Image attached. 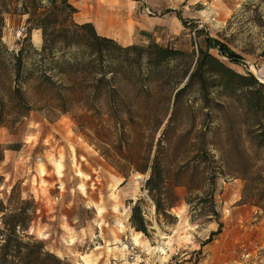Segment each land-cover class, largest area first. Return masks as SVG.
Wrapping results in <instances>:
<instances>
[{"label": "rangeland", "instance_id": "rangeland-1", "mask_svg": "<svg viewBox=\"0 0 264 264\" xmlns=\"http://www.w3.org/2000/svg\"><path fill=\"white\" fill-rule=\"evenodd\" d=\"M134 1V33L146 42L138 45L155 41L191 55L205 46L209 34L243 61L231 63L217 50L213 55L239 74L264 79V0ZM25 20L5 16L3 42L12 51L27 33ZM36 31L33 37L42 39ZM33 46L40 50L42 42ZM230 102L229 123L222 128L221 115L194 104L197 131L207 132L212 159L194 169L189 190L177 189L181 202L172 210L175 225L159 223L153 202L142 191L149 174L124 178L77 131L70 115L33 112L16 129L0 130V144L7 148L0 165L5 179L1 197L6 200L17 186L23 200H33L38 212L28 235L71 264H205L211 247L218 255L224 252V264H241L244 245L261 239L251 228L255 217L250 219L246 210L256 207L264 216V147L252 142L239 105ZM211 177L215 208L202 195ZM140 198L150 237L130 223L131 208ZM219 222L221 233L204 246ZM254 248L249 251L258 253Z\"/></svg>", "mask_w": 264, "mask_h": 264}, {"label": "trees", "instance_id": "trees-1", "mask_svg": "<svg viewBox=\"0 0 264 264\" xmlns=\"http://www.w3.org/2000/svg\"><path fill=\"white\" fill-rule=\"evenodd\" d=\"M77 13L69 0H0V130L16 129L33 112L72 116L77 131L120 175L149 174L142 191L159 223L175 225L177 189L189 190L194 169L212 159L207 132L197 131L194 104L221 115L222 128L229 123L230 101L236 102L247 134L263 148L264 84L213 55L217 50L231 63L243 61L209 34L191 55L155 41L122 46L99 35L92 23H79ZM12 14L26 17L27 26L13 51L2 34L5 16ZM34 30L41 32L40 50L33 46ZM6 150L0 144V165ZM4 180L0 175V188ZM214 180L205 179L202 195L215 208ZM37 212V204L23 200L17 186L6 200L0 193V264H71L28 235ZM130 223L150 237L141 198L131 208ZM218 224L204 245L221 233Z\"/></svg>", "mask_w": 264, "mask_h": 264}, {"label": "crops", "instance_id": "crops-1", "mask_svg": "<svg viewBox=\"0 0 264 264\" xmlns=\"http://www.w3.org/2000/svg\"><path fill=\"white\" fill-rule=\"evenodd\" d=\"M69 1L78 10V13L76 14V20L79 23H92L99 35L114 39L122 46L146 43L144 41L139 42L134 33V24L136 20V15L134 12V0ZM246 212L250 219L255 217L254 220L256 221V224L251 228L258 231V236L260 235L261 239L258 240L259 242L250 239L249 243H246L243 249L249 250L255 249L254 247H256L259 258L253 259V262L254 264H259L264 262V216H262V212L256 207H251L249 210H246ZM210 244L211 243H209V245ZM214 249L215 248L211 247L210 250H208V259H205V264H224L223 260H221L224 252H221L222 255H218ZM255 251L251 252L255 254L257 253Z\"/></svg>", "mask_w": 264, "mask_h": 264}, {"label": "built area", "instance_id": "built-area-1", "mask_svg": "<svg viewBox=\"0 0 264 264\" xmlns=\"http://www.w3.org/2000/svg\"><path fill=\"white\" fill-rule=\"evenodd\" d=\"M259 81L264 84V79H259ZM255 255V256H254ZM242 263L241 264H248L250 261H252L253 259H258L259 258V254L258 253H255L253 254V252L247 250V249H244L243 252H242Z\"/></svg>", "mask_w": 264, "mask_h": 264}, {"label": "bare ground", "instance_id": "bare-ground-1", "mask_svg": "<svg viewBox=\"0 0 264 264\" xmlns=\"http://www.w3.org/2000/svg\"><path fill=\"white\" fill-rule=\"evenodd\" d=\"M33 42L35 43V45L37 44V45H39L41 42H42V39H41V37H40V35H35L33 38Z\"/></svg>", "mask_w": 264, "mask_h": 264}]
</instances>
